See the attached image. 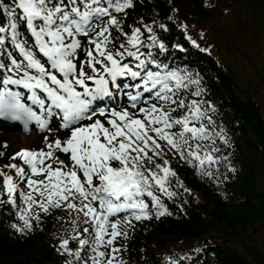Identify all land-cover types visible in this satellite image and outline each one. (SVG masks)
Returning <instances> with one entry per match:
<instances>
[{
    "label": "snow or ice",
    "instance_id": "6c2138e0",
    "mask_svg": "<svg viewBox=\"0 0 264 264\" xmlns=\"http://www.w3.org/2000/svg\"><path fill=\"white\" fill-rule=\"evenodd\" d=\"M135 7L136 0H0V117L68 133L45 136L46 149L13 153L22 163L4 167L18 179L0 168V204L15 209L22 223L12 227L22 234L42 226L41 213L65 210L57 217L71 221V235L59 239L71 257L65 264H127V246L118 238L127 239L135 222L174 214L166 200L192 190L169 153L210 177L227 160L216 155L217 139L227 144L228 138L213 119L216 106L204 98L202 77L162 58L167 21L185 33L189 25L156 12L147 22L129 23ZM227 167L236 172L231 162ZM168 264L176 261L169 257Z\"/></svg>",
    "mask_w": 264,
    "mask_h": 264
},
{
    "label": "trees",
    "instance_id": "16d2710c",
    "mask_svg": "<svg viewBox=\"0 0 264 264\" xmlns=\"http://www.w3.org/2000/svg\"><path fill=\"white\" fill-rule=\"evenodd\" d=\"M209 1L212 0H171V3L136 0V7L129 10L128 22L138 23L141 17L147 22L156 12L161 20L175 15L189 26L209 25L218 22L221 16L218 9H209ZM234 1L248 8L252 15L259 11L264 19V0ZM173 7L178 9L177 13L172 12ZM167 22L172 25L164 34L169 49L162 58L179 65L182 49L187 51L188 64L199 70L202 86L206 88L204 98L216 106L217 123L230 135L227 144L216 141L221 149L216 155H223L227 160L220 162L214 176L206 178L169 153L168 159L184 186L192 191L186 193L179 189L181 195L166 200L173 215L135 222V230L129 231L123 243L127 248L122 253L127 264H168L165 251L178 254L182 249L193 251L208 247L210 262H205V251H201L198 264H203L202 261L205 264H264V237L254 240V231L264 230V105L257 97L258 89L250 80L243 83L234 72L193 47L183 29ZM237 42L235 36L231 42H224V48L235 53ZM175 43L182 44L183 48L172 47ZM229 162L236 172L227 167ZM4 163L8 162L0 161V165ZM56 214L43 216L42 226H36L33 232L17 234L8 211L2 209L0 264H63L65 254L60 250L58 236L67 222L58 221ZM178 261L176 264H182Z\"/></svg>",
    "mask_w": 264,
    "mask_h": 264
},
{
    "label": "rangeland",
    "instance_id": "374dc122",
    "mask_svg": "<svg viewBox=\"0 0 264 264\" xmlns=\"http://www.w3.org/2000/svg\"><path fill=\"white\" fill-rule=\"evenodd\" d=\"M212 4H214L213 7L216 5L218 9L219 7L222 8V21H219L220 23L217 25H204L201 31H208L210 41L214 40L221 47L222 43L227 40L230 41L235 36L238 37L236 47L240 53L231 54L223 48L219 50L211 47L212 51L219 57L221 56L226 66L233 69L242 81L250 80L252 85L258 88V94L264 100V19L260 17L259 11H254L253 16L255 18H253L243 6L226 5L221 0H213ZM243 26L247 29L246 31ZM254 35H256L255 38ZM192 37L198 43L205 40L207 44H214L208 42L202 34L196 33ZM217 50L219 51L217 52ZM258 59L261 61H258ZM0 139L1 145L4 141H7L17 151L28 149L33 144L38 143L32 137H22L15 133H6L0 136ZM44 141H41V143H44ZM254 235V240L260 241L264 237V230L257 228Z\"/></svg>",
    "mask_w": 264,
    "mask_h": 264
},
{
    "label": "bare ground",
    "instance_id": "6f19581e",
    "mask_svg": "<svg viewBox=\"0 0 264 264\" xmlns=\"http://www.w3.org/2000/svg\"><path fill=\"white\" fill-rule=\"evenodd\" d=\"M258 61H261V60L258 59ZM257 97L260 100H262L258 93H257ZM3 159L6 160L9 163L11 162V159L7 155H5ZM4 188H5L4 182L0 180V192H4ZM222 247H224V246L222 245ZM212 250L213 249L210 247V251H212ZM208 252H209V249H208V247H206V250H205V252L203 254L206 263L210 262L209 259H208ZM164 254H165V258L168 259L169 257H171L173 260H175V259L179 260L178 262H181L182 264H192V261H195L197 259V257H199V253L196 252L195 250H193V251H185V250L182 249V252L178 253V254H173V253H170L168 251H165ZM200 259H201V257H200ZM201 261H202V259H201ZM202 263L205 264L203 261H202Z\"/></svg>",
    "mask_w": 264,
    "mask_h": 264
}]
</instances>
